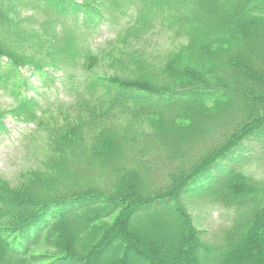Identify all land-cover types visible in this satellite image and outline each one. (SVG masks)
Here are the masks:
<instances>
[{"label":"trees","instance_id":"16d2710c","mask_svg":"<svg viewBox=\"0 0 264 264\" xmlns=\"http://www.w3.org/2000/svg\"><path fill=\"white\" fill-rule=\"evenodd\" d=\"M128 11L112 38L80 44ZM24 68L60 72L74 100L52 109L40 166L0 179V264H264V176L248 172L264 168V0H0V90L18 102L0 130L35 118ZM217 205L232 215L213 234L198 222ZM161 223L182 236L146 242Z\"/></svg>","mask_w":264,"mask_h":264},{"label":"rangeland","instance_id":"374dc122","mask_svg":"<svg viewBox=\"0 0 264 264\" xmlns=\"http://www.w3.org/2000/svg\"><path fill=\"white\" fill-rule=\"evenodd\" d=\"M121 5L123 8L128 6L124 2H121ZM26 15L35 23L49 22L48 14L41 11H28ZM114 16L115 18L112 20L116 23L115 25H111L110 22V24L102 23L91 36L89 35V37L85 39V41L81 40L80 44L84 47H93L96 46L97 43H103L107 38H112L115 32H117V30H115L117 29V25L130 18V11H128L126 15L114 13ZM54 18L55 20L60 19V21H71L69 17L64 16H55ZM151 43L153 44V48L158 47L160 49L167 48L170 44L167 35L154 38ZM103 67L104 66L95 67L93 75L109 76L111 72L104 71L105 68ZM74 72H76L77 75L82 74L81 65H79V63H77ZM22 73L25 75L27 86L29 87L26 93L37 99L38 106L34 110L35 118L33 121L24 117L17 120L12 118L10 114L4 117L5 127L0 130V179L7 181L12 186L20 179L21 175L27 174L32 169L40 166L42 160L46 157L51 146L48 133L52 130V125L57 122L58 118L56 112L52 109L55 108V105L69 103L74 100V96L72 95L73 92L69 91V87H73V84H71L72 82L66 81V79L60 75V72L53 73V76L48 78L33 76L27 68L22 69ZM17 104L18 102L9 90H0V112L14 109ZM46 108H49L50 111L43 113ZM230 130H232V128H230ZM223 131V128L217 126L212 132L213 136L208 135L209 138L204 139V141L198 140V144L195 145V147H191L190 151L194 152L193 154L198 153L202 146L208 144V140L215 142V139L219 138ZM248 172L252 173L255 177L264 176V168L257 165L251 164L248 167ZM151 180L154 187H159L164 184L165 176L163 174H156ZM191 212L195 215L196 220L199 221L195 211L192 209ZM231 215V210L224 209L218 205L210 206L209 209H206L205 219L202 221V224L198 222V227L214 234L220 226L228 223ZM113 217L114 216L109 219L112 220ZM170 219H173L174 222L177 221L176 217ZM140 231H138V233ZM141 232V236L149 244L152 243L151 241L164 242L171 237L182 236L180 233L179 235L175 233L170 225H165L163 223L148 225ZM97 239L98 238H94L93 236H87L86 242L90 243V241H92L89 245L92 246V243H95Z\"/></svg>","mask_w":264,"mask_h":264}]
</instances>
